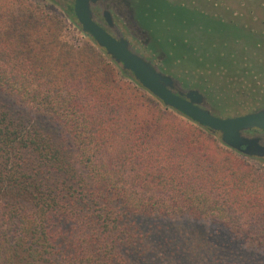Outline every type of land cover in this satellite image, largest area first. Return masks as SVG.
Listing matches in <instances>:
<instances>
[{
    "label": "trees",
    "instance_id": "1",
    "mask_svg": "<svg viewBox=\"0 0 264 264\" xmlns=\"http://www.w3.org/2000/svg\"><path fill=\"white\" fill-rule=\"evenodd\" d=\"M48 8L0 0V264H264V169Z\"/></svg>",
    "mask_w": 264,
    "mask_h": 264
},
{
    "label": "flooded vegetation",
    "instance_id": "2",
    "mask_svg": "<svg viewBox=\"0 0 264 264\" xmlns=\"http://www.w3.org/2000/svg\"><path fill=\"white\" fill-rule=\"evenodd\" d=\"M240 1H253L251 7L261 8L264 17V0ZM50 2L61 6L74 18L76 30L97 43L79 22L75 0ZM220 4L222 0H90L89 9L96 25L126 41L133 54L170 78L176 95L188 99L195 94L202 109L223 119L264 111V87L257 86L264 77V21L253 27L254 9L245 22L240 12L231 11L230 16ZM251 100L257 104L254 109H239ZM241 135L264 148V129ZM244 157L264 161V155Z\"/></svg>",
    "mask_w": 264,
    "mask_h": 264
},
{
    "label": "water",
    "instance_id": "3",
    "mask_svg": "<svg viewBox=\"0 0 264 264\" xmlns=\"http://www.w3.org/2000/svg\"><path fill=\"white\" fill-rule=\"evenodd\" d=\"M89 5L90 0H75V14L84 31L89 33L117 63H122L125 70L131 71L145 89L160 99L167 107L175 109L201 126L219 132L227 147L239 151L245 156L264 155V148L257 141L247 140L241 135L242 132L249 129H264V111L223 119L202 109L199 106L201 101L195 94H190L188 99L176 95L170 88L172 84L170 78L157 73L142 58L133 54L126 41L116 40L91 20Z\"/></svg>",
    "mask_w": 264,
    "mask_h": 264
},
{
    "label": "rangeland",
    "instance_id": "4",
    "mask_svg": "<svg viewBox=\"0 0 264 264\" xmlns=\"http://www.w3.org/2000/svg\"><path fill=\"white\" fill-rule=\"evenodd\" d=\"M38 2V3H47L49 4V10L47 9V12L51 13V12H55L60 14L62 17L65 18V22H66V27L62 33V39L65 42H69L70 44L73 45H79L82 46L85 44V42H90V39L83 35L82 33H80L79 31L76 30V28L73 26V23L70 19V15L69 13H67L65 10H63V8L57 4H55L54 2H50L51 0H29V2ZM234 1V2H233ZM222 0V2L224 4H220L221 8H225L228 9L229 11V15L232 16V12H240V15H242V17L244 18L245 22H249L251 20V16L249 14V11H251L250 9H254L257 13V18L256 19H252L253 23H250L249 25L253 26V27H260V21H264V17L261 13V8L258 7H251V6H255L253 1L249 4L243 2L241 3V1H237V0ZM244 1V0H243ZM249 6V7H247ZM263 57V55H262ZM257 86L259 87H264V77L263 80L260 81L259 84H257ZM264 93V91H263ZM253 100L250 101H245L243 103V105L239 108L240 110H246V109H254L256 107V102H252ZM247 111V110H246ZM245 159L253 165H257L260 166L264 169V161L258 160V159H252V158H247L245 157Z\"/></svg>",
    "mask_w": 264,
    "mask_h": 264
}]
</instances>
